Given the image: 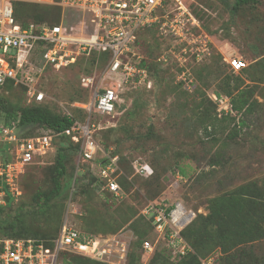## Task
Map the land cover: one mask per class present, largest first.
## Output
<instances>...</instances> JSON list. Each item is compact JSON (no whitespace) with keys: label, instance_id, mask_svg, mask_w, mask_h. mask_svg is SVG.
I'll return each instance as SVG.
<instances>
[{"label":"rangeland","instance_id":"374dc122","mask_svg":"<svg viewBox=\"0 0 264 264\" xmlns=\"http://www.w3.org/2000/svg\"><path fill=\"white\" fill-rule=\"evenodd\" d=\"M180 1L208 36V52L202 60L194 62L189 57L184 63L195 91L184 93L177 79L182 69L175 58L180 54L179 41L175 43L170 37L148 31L138 39L136 52L140 60H133H146L152 72L153 89L125 86L120 89L122 99L116 112L100 118L92 116L93 123L102 127L95 139L104 152H98L97 158H102L103 153H114L120 158L121 199L95 198L97 190L93 198L82 196L80 190L85 182L81 175L87 166L78 163L76 151H70L65 177L60 180L62 199L56 202L61 206L60 217L46 221L39 213L41 198L32 199V195L54 187L53 150L27 168L18 182L20 195L13 197L0 214V221L5 224L19 219L34 233L44 235L34 237L28 226L14 228L12 235L51 238L65 223L104 237L117 235L116 240L126 244L125 258L113 250L102 264H129L131 255L133 264H169L157 253L161 242L150 234L141 219L144 208L154 197L178 200L197 212V216L207 214L212 198L239 194L241 188L256 194L259 202L264 203V0L255 6H235L237 0ZM76 13L62 10V19L66 22ZM228 57L242 60L245 68L234 73L225 62ZM105 65L106 61L103 65L89 66L84 74L90 78L88 82L81 78L80 62L59 70L47 68L37 83L44 93L43 102L54 112L76 115L81 121L82 113L73 104L87 103L95 91L115 86V80L104 78ZM237 87L248 100L249 111L243 116L233 112L226 117L212 96L233 93ZM0 94L11 106L23 105L20 90L15 93L4 90ZM3 123L4 114L0 113V125ZM207 125L208 133L204 131ZM214 152L221 165L211 166ZM135 162L148 166L149 177L136 173ZM176 167H182L186 173L182 180L173 174ZM145 238L151 241L156 253L150 263L153 253L147 255L138 246ZM213 238H206L208 246L214 243ZM240 247H244L246 258L225 263L214 246L200 257L199 263L206 264V258L213 256L211 264H264L263 233Z\"/></svg>","mask_w":264,"mask_h":264},{"label":"built area","instance_id":"2783aa9c","mask_svg":"<svg viewBox=\"0 0 264 264\" xmlns=\"http://www.w3.org/2000/svg\"><path fill=\"white\" fill-rule=\"evenodd\" d=\"M14 2L57 6L62 10L78 12L81 15L79 27L72 30L75 28L73 15L66 22L61 15L57 23L28 21L22 26L14 16ZM153 25H158L161 35L181 44L178 46L180 54L175 57L182 68L177 79L184 89L191 92L193 80L189 79L190 72L184 63L189 57L194 62L202 60L208 52V36L180 0H0V92L5 82L10 81L14 86L26 88V104L41 103L44 93L37 83L46 67L62 69L74 64L79 57L90 56L95 49L108 52L104 78L115 80V86L95 91L87 103L75 102L73 107L84 110L86 120L84 123L75 121L63 134L80 145L77 161L90 164L93 176L100 181L99 189L119 198L123 191L117 182L121 172L118 156L103 153V162L93 163L98 152L103 150L95 139L96 132L102 127L93 123L92 116L113 114L122 99L120 89L125 86H140L147 91L153 88L148 72L138 67L140 56L136 52L139 33ZM39 44L43 49L40 50L42 67L37 68L30 58ZM225 62L234 73L246 66L237 58L228 57ZM81 78L87 82L90 79L84 75ZM212 100L219 106V111L223 110L226 114L230 110L227 97L213 95ZM52 137L48 133L24 137L18 132L15 122L0 125V206L5 205L7 195H20L18 182L26 166L33 163L37 156L43 157L53 151ZM133 167L137 174L150 175V169L145 164L135 162ZM177 178L181 179L178 175ZM142 215L150 221L157 241H163L173 257L185 256L191 251L181 232L197 212L178 200L168 204L165 198H161L149 201ZM116 236H82L75 227L63 223L52 246L36 239L0 238V264H63L61 254L67 252L107 262L113 250L123 259L126 244L116 240ZM142 247L147 255L154 250L150 241H144ZM212 262L211 257L206 260V264Z\"/></svg>","mask_w":264,"mask_h":264},{"label":"trees","instance_id":"16d2710c","mask_svg":"<svg viewBox=\"0 0 264 264\" xmlns=\"http://www.w3.org/2000/svg\"><path fill=\"white\" fill-rule=\"evenodd\" d=\"M259 0H237L235 6L239 4L255 6L257 5ZM168 4V3H167ZM14 9V16L16 19L24 26L28 21H42V20H49L52 23H57L61 17L62 9L57 6H41L35 4H26V3H13ZM81 19L80 13H76L73 15L72 21L73 26L72 30H77L79 27V21ZM148 31H155L159 32L158 25H153L152 27L142 31L139 33V36ZM139 39V37H138ZM139 42V40H138ZM138 42H137V50H138ZM42 45L34 50L30 61L33 63L37 68L42 67L41 62V54ZM109 54L107 51H98L92 50L90 56L88 57H79L76 62H80L81 67V74L84 75L87 71L86 69L94 65L96 63L104 64L105 61L107 62ZM144 59V58H142ZM75 62V63H76ZM74 63V64H75ZM138 67L145 69L149 77L151 78L152 72L149 70L146 60H141L138 64ZM229 67V66H228ZM54 70L51 67H46ZM244 69V68H243ZM43 70V71H44ZM42 71V72H43ZM181 71V70H180ZM241 71V70H240ZM41 72V73H42ZM41 76V75H40ZM6 84L2 88L1 92L4 90H11L13 93L20 90L23 96V105H14L11 106L9 102L0 94V113L4 114L5 124H9L11 122H15L17 124L18 132L22 134L24 137H32L40 135L41 133H48L52 135L51 145L53 150L56 152V158L53 166V173H54V187L50 189L48 192H36L32 195V199L41 198V206L39 209V213H41L46 221L56 220L59 219V212L60 207L56 202H59L62 199V186L60 180L65 177L66 174V164L68 161V156L70 151H76L78 154L79 144L74 143L71 141L69 136L63 134L66 129H69L75 121H79L84 123L87 117V114L84 110L77 109L76 110L82 113L83 119L80 121L76 115H65L54 112L45 102L41 103H34L31 105L26 104V88L24 86H14L13 83L10 81L5 82ZM181 88L184 90V93L191 94L195 91V85H191V92L183 88V84L179 83ZM40 87V86H39ZM41 89V88H40ZM153 89V88H152ZM42 90V89H41ZM0 92V93H1ZM215 96H227L229 98V105L230 110L223 115L226 117L232 116L230 113H235V115L243 116L249 111L250 104L245 97H243L242 90H239L237 87L235 92H226V94H215ZM75 109V108H74ZM116 112V111H115ZM230 114V115H229ZM96 116V115H93ZM234 116V115H233ZM98 117V116H97ZM100 118V117H99ZM234 119V118H233ZM240 124H243L241 121ZM207 125L204 128V131L208 133ZM29 128H39L42 129L40 132H33V133H25L24 130ZM100 131V130H99ZM98 132V131H97ZM96 132V134H97ZM95 134V135H96ZM97 141V140H96ZM98 142V141H97ZM213 159L211 161V166L214 165H221L219 159L217 158L216 152L213 153ZM109 156H114L117 154L111 153L108 154ZM43 157L37 156L34 159V162L30 165L39 163ZM103 162L101 158H95L93 163ZM118 164H120V158L118 157ZM26 166L25 172L27 168L30 166ZM91 165H93L91 163ZM85 172L81 175L83 182V188H81V195L86 196L87 199L93 198V194L95 190H97V196L95 198L105 197V199H114L119 200L121 198L115 197L112 193L107 191H101L99 189V180L93 176L91 171L92 167L86 165ZM172 173V172H171ZM173 174L175 176H180L181 180L186 177V173L182 167L174 168ZM149 177V176H148ZM119 179V177H118ZM117 179V182H118ZM119 184V183H118ZM120 185V184H119ZM162 187V186H161ZM252 191V190H251ZM160 193V192H159ZM248 193V196L247 194ZM13 197L7 195L6 203L4 206L9 205L10 200ZM159 197H154L152 200H160ZM166 203L170 204L174 201V199L166 198ZM106 202V200H105ZM4 206H0V214L3 212ZM206 215H196V217L191 220L192 222L181 232V236L185 239L187 244L190 246L191 251L188 252L185 256H177L173 257L170 253V250L164 245V242L160 240L162 246L161 250H158L157 253L169 264H200L199 259L205 253L212 251L215 248H218L221 254V259L225 261V263L230 262L234 258H246L247 253L244 250L245 244H248L252 241H255L259 234H264V203L259 202L257 199V195L254 193L246 192V188H241V192L239 194L234 193H227L221 196L214 197L210 200L208 208H207ZM143 222L148 226L151 235H155L153 227L148 219L144 216L141 217ZM16 219L13 222L5 224L4 222L0 221V238H13V239H36L44 241L47 246H52L53 241L56 240L62 225L58 227L57 233L51 237L46 238L38 237V238H21L15 235H12L14 228L28 226L24 222L20 223ZM141 229L140 226H138ZM77 229V228H76ZM29 227V231H30ZM80 234L83 235H92L96 236L98 234H94L92 232L86 230L77 229ZM143 233V230H141ZM31 232H33L31 230ZM34 237L38 235L44 234H37V232H33ZM37 234V235H36ZM214 237V243L212 246H208L206 238ZM149 241L148 239H144L143 241L138 243L142 252H143V242ZM151 242V241H150ZM239 247V248H237ZM68 253V252H67ZM67 253L61 254V259L63 264H102L101 262H97L88 258L79 257L71 255L67 257ZM152 256L149 259V263L156 254L153 250ZM133 256L129 257V264H133ZM213 258V256H208V258ZM215 258H213L214 261Z\"/></svg>","mask_w":264,"mask_h":264}]
</instances>
